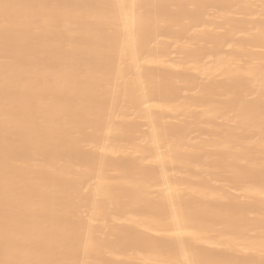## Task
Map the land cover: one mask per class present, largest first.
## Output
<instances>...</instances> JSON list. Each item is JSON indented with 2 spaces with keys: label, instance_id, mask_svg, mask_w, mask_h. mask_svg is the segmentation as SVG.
Here are the masks:
<instances>
[{
  "label": "bare ground",
  "instance_id": "bare-ground-1",
  "mask_svg": "<svg viewBox=\"0 0 264 264\" xmlns=\"http://www.w3.org/2000/svg\"><path fill=\"white\" fill-rule=\"evenodd\" d=\"M58 1L0 0V264H264V0Z\"/></svg>",
  "mask_w": 264,
  "mask_h": 264
},
{
  "label": "rangeland",
  "instance_id": "rangeland-1",
  "mask_svg": "<svg viewBox=\"0 0 264 264\" xmlns=\"http://www.w3.org/2000/svg\"><path fill=\"white\" fill-rule=\"evenodd\" d=\"M57 1H58V0H57ZM59 1H61V0H59ZM59 1H58L57 3H60ZM171 33L176 34L175 32H171ZM167 52H168V51H167ZM45 55H46V54H45ZM45 55H44V56H45ZM45 57H47V56H45ZM45 57H44V58H45ZM58 57H59V56H58ZM59 58H60V57H59ZM61 58H62V57H61ZM54 59H55V57H54ZM55 60H56V59H55ZM58 60H59V59H58ZM60 60H61V59H60ZM60 60H59L58 62H60ZM97 63H98V62H97ZM99 63H101V62H99ZM99 63H98V64H99ZM93 65H94V64H93ZM95 65H96V64H95ZM84 131H85V130H84ZM82 132H83V131H82ZM85 135H87V133H85ZM13 139H14V138H13ZM13 139L9 140L10 142H13V143L8 142V143H10V145H12V144H13V145H14V144L16 145V142H17L18 138L16 139V141H15V139H14L15 142L12 141ZM13 145H12V146H13ZM68 146H69V148H68ZM70 146H71V145H67V146H66V151H67V152L64 151V154H65V153H67V154L69 153V154H70L71 152L74 151V149H73V151L70 150L71 147L73 148V146H71V147H70ZM78 147H79V146H78ZM68 149H69V150H68ZM70 151H71V152H70ZM62 153H63V152H62ZM64 154L62 155V154L60 153L59 155H60V156H61V155L64 156ZM67 154H65V156H67ZM89 161H90V159H89ZM124 165H126V164H124ZM128 165H129V164H127L126 167H127ZM129 166H130V165H129ZM262 173L264 174V172H262ZM262 173H260V174L262 175ZM250 176L252 177L251 174H246V175L244 176V178L247 180L246 177H248V179L251 180V179H250V178H251ZM255 176H257V177H255ZM255 176H254V177L256 178V180H257V178L259 179L258 182L260 181L259 184L261 185V181H263V180H261V179H262V178L264 179V177H261V179H260V178H259V177H260L259 174L255 175ZM263 176H264V175H263ZM254 177H252V178H254ZM252 180H254V179H252ZM256 180H255V181H256ZM256 182H257V181H256ZM258 182H257V183H258ZM263 183H264V182H263ZM263 183H262V185H264Z\"/></svg>",
  "mask_w": 264,
  "mask_h": 264
}]
</instances>
